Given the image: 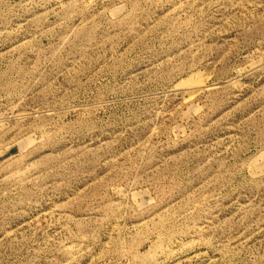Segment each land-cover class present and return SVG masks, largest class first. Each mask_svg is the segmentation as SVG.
<instances>
[{
	"label": "rangeland",
	"instance_id": "374dc122",
	"mask_svg": "<svg viewBox=\"0 0 264 264\" xmlns=\"http://www.w3.org/2000/svg\"><path fill=\"white\" fill-rule=\"evenodd\" d=\"M0 264H264V0H0Z\"/></svg>",
	"mask_w": 264,
	"mask_h": 264
}]
</instances>
